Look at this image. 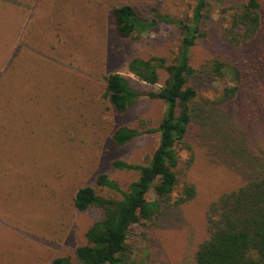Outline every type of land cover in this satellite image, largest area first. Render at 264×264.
I'll return each instance as SVG.
<instances>
[{"label":"rangeland","instance_id":"374dc122","mask_svg":"<svg viewBox=\"0 0 264 264\" xmlns=\"http://www.w3.org/2000/svg\"><path fill=\"white\" fill-rule=\"evenodd\" d=\"M206 35L191 49L197 70L215 58L241 72L240 89L226 104L217 101L225 81H191L198 92L195 117L181 160L193 162L185 179L197 196L179 207L163 205L160 215L135 225L127 259L137 264H195L200 243L209 236L207 213L221 195L242 187L264 171L256 165L264 148V0L262 27L251 43L232 48L222 39V10L246 0H208ZM198 0H0V264L76 262V250L103 211L76 209L83 187L109 199L121 193L101 187L105 174L126 190L138 172L117 170V160L149 163L166 105L142 96L126 111L105 97L106 78L115 72L142 92L159 91L168 78L160 70L156 85L129 71L134 58L174 63L183 33L161 24L133 39L114 29L111 10L131 5L141 17L152 8L175 20H190ZM120 127L142 134L123 147L112 141ZM261 159V160H260ZM264 170V165L262 167ZM155 200L154 194L148 196Z\"/></svg>","mask_w":264,"mask_h":264},{"label":"trees","instance_id":"16d2710c","mask_svg":"<svg viewBox=\"0 0 264 264\" xmlns=\"http://www.w3.org/2000/svg\"><path fill=\"white\" fill-rule=\"evenodd\" d=\"M208 0H198L190 20H175L152 8L150 15L141 17L131 5L115 6L111 10L114 29L119 36L133 39L161 24H174L181 28L183 38L178 58L167 64L164 58H134L129 71L139 80L156 85L160 70L168 73L165 85L159 91L142 93L136 90L130 78L115 72L106 78L105 97L118 111L124 112L142 96L165 103L166 111L160 125L145 133H158L159 145L149 163L132 164L117 160V170L138 172V178L126 190L105 174L97 177L101 187L121 193L120 199H109L96 193L92 187L79 189L74 198L76 209L85 211L96 207L103 211L101 220L87 231V243L76 250V262L68 257L55 258L53 264H137L127 257L128 239L132 230L143 220H152L161 213L163 205L179 207L197 196L195 184L185 179L193 162L191 153L187 162L181 160L182 149L191 151L186 137L195 117L194 102L197 89L191 81H225L219 104L233 100L241 84V72L225 60L215 58L197 70L190 64V53L200 38L206 35L202 24L210 18ZM261 0H246L243 4L222 10L224 24L221 36L232 48L251 43L262 27ZM264 133V126H263ZM142 132L129 127L118 128L112 136L115 146L123 147ZM257 161L258 170L264 165V148ZM154 194L155 200L148 196ZM208 238L199 244L195 264H264V174L249 179L239 189L226 192L211 203L207 213Z\"/></svg>","mask_w":264,"mask_h":264}]
</instances>
